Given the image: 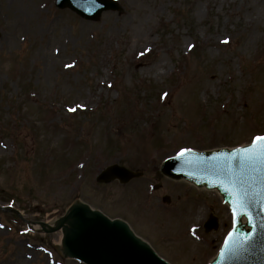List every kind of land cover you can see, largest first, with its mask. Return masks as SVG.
Here are the masks:
<instances>
[{
  "label": "rangeland",
  "instance_id": "obj_1",
  "mask_svg": "<svg viewBox=\"0 0 264 264\" xmlns=\"http://www.w3.org/2000/svg\"><path fill=\"white\" fill-rule=\"evenodd\" d=\"M28 1L47 32L31 34L32 23L13 40L8 25L26 9L0 0V264H81L55 250L62 232L31 229L77 201L127 222L171 264H209L231 212L160 166L264 135V21L247 20L251 0H116L123 10L96 22ZM140 33L152 41L142 55ZM116 163L144 176L97 183ZM211 213L220 226L207 234Z\"/></svg>",
  "mask_w": 264,
  "mask_h": 264
},
{
  "label": "water",
  "instance_id": "obj_2",
  "mask_svg": "<svg viewBox=\"0 0 264 264\" xmlns=\"http://www.w3.org/2000/svg\"><path fill=\"white\" fill-rule=\"evenodd\" d=\"M56 5L60 9L70 8L91 21L99 20L105 11L120 10L111 0H57ZM253 146L252 143L212 152L189 150L165 160L162 165L161 171L168 178L218 190L229 204L233 228L212 264H264V157L244 151ZM140 176L141 173L113 165L97 181L119 180L125 184ZM39 224L45 233L62 229L64 256L85 264H168L136 237L126 223L111 221L81 202L74 204L54 228ZM217 228V219L211 217L207 231ZM55 250L61 253V246H55Z\"/></svg>",
  "mask_w": 264,
  "mask_h": 264
},
{
  "label": "bare ground",
  "instance_id": "obj_3",
  "mask_svg": "<svg viewBox=\"0 0 264 264\" xmlns=\"http://www.w3.org/2000/svg\"><path fill=\"white\" fill-rule=\"evenodd\" d=\"M14 3H15V1H13L12 4L14 5ZM16 4L19 7L23 6L22 8L26 9V13H24V14L20 13V10L16 9V14H21L22 16L15 17L11 21V24L8 25V28H11L10 36H12L13 40L17 38V34L18 35H25V31H24L25 25H27V28H28V25L32 24V23L34 25L32 26V28L31 27L29 28L31 34H40V33H43V31L47 32V29L45 27L41 28V23L39 21H37V19L31 15V13H30L31 11H29V8H28V6L30 4L28 0H16ZM34 10H35V13L39 12L38 7L35 8ZM245 10L248 11V13L250 15L247 18V20L254 19L252 22L257 21V20L264 21V0H251V3L249 5H246ZM244 16L246 17V14H244ZM250 36L251 37L248 38L246 40V42L244 43L245 49H249L251 43L254 42L253 34H251ZM64 40H65V38H62V41H64ZM136 41L143 42L142 48L136 49V52H138L140 55H142V54L146 53L148 50H150L149 48H150V45L152 44V41L149 38V34H147V33L136 34ZM52 52H54V51H52ZM53 55H54V53H53ZM36 57H38V56L36 55ZM162 66H164V63H162L159 67H162ZM48 68L49 67H45L46 70H49ZM46 70H45V73L49 74V72ZM94 101H95V98L90 95L83 102L85 104H92ZM53 222L50 224V226H52L55 223V222L54 223ZM39 229H40V227L38 225L32 226V230H34V231H37ZM60 242H61V240L59 239L58 243H60Z\"/></svg>",
  "mask_w": 264,
  "mask_h": 264
},
{
  "label": "snow or ice",
  "instance_id": "obj_4",
  "mask_svg": "<svg viewBox=\"0 0 264 264\" xmlns=\"http://www.w3.org/2000/svg\"><path fill=\"white\" fill-rule=\"evenodd\" d=\"M70 111H75V109H70ZM253 145L254 146L252 148L246 149L244 151L245 152H257L258 155L264 157V136L255 137ZM184 151H188V150H184ZM183 154L184 152L181 153V155ZM234 214H235V209H234ZM229 239H231V237H229Z\"/></svg>",
  "mask_w": 264,
  "mask_h": 264
}]
</instances>
